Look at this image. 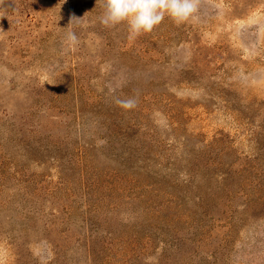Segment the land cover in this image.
Returning a JSON list of instances; mask_svg holds the SVG:
<instances>
[{"label": "rangeland", "instance_id": "rangeland-1", "mask_svg": "<svg viewBox=\"0 0 264 264\" xmlns=\"http://www.w3.org/2000/svg\"><path fill=\"white\" fill-rule=\"evenodd\" d=\"M100 14L0 0V264H264V0Z\"/></svg>", "mask_w": 264, "mask_h": 264}, {"label": "clouds", "instance_id": "clouds-1", "mask_svg": "<svg viewBox=\"0 0 264 264\" xmlns=\"http://www.w3.org/2000/svg\"><path fill=\"white\" fill-rule=\"evenodd\" d=\"M200 0H96L101 8L99 23L114 28L127 25L128 39L150 33L166 17L179 26L188 21L197 11ZM75 40V36L71 35ZM124 109L136 107L135 98L117 100Z\"/></svg>", "mask_w": 264, "mask_h": 264}]
</instances>
